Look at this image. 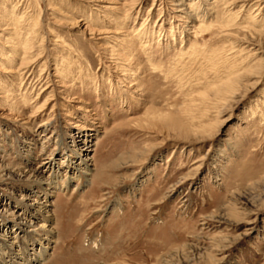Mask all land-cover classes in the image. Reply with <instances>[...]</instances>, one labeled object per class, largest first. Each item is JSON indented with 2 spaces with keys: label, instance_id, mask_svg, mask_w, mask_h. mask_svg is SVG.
I'll use <instances>...</instances> for the list:
<instances>
[{
  "label": "rangeland",
  "instance_id": "374dc122",
  "mask_svg": "<svg viewBox=\"0 0 264 264\" xmlns=\"http://www.w3.org/2000/svg\"><path fill=\"white\" fill-rule=\"evenodd\" d=\"M0 264H264V0H0Z\"/></svg>",
  "mask_w": 264,
  "mask_h": 264
},
{
  "label": "bare ground",
  "instance_id": "6f19581e",
  "mask_svg": "<svg viewBox=\"0 0 264 264\" xmlns=\"http://www.w3.org/2000/svg\"><path fill=\"white\" fill-rule=\"evenodd\" d=\"M126 64H127V63H126ZM126 64H125V65H126ZM125 65H123V66H125ZM127 66H128V65H127ZM125 69H127V68H126V67H125V68H124V67L121 68V70H125ZM128 75H129V74L126 73V76H128ZM131 81H132V80H131ZM42 209H43V208H42ZM46 212H47V211H46Z\"/></svg>",
  "mask_w": 264,
  "mask_h": 264
}]
</instances>
